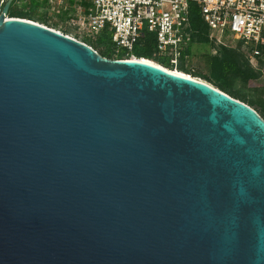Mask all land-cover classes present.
Here are the masks:
<instances>
[{"label": "water", "instance_id": "obj_1", "mask_svg": "<svg viewBox=\"0 0 264 264\" xmlns=\"http://www.w3.org/2000/svg\"><path fill=\"white\" fill-rule=\"evenodd\" d=\"M0 15V264H264V118L197 79Z\"/></svg>", "mask_w": 264, "mask_h": 264}, {"label": "built area", "instance_id": "obj_2", "mask_svg": "<svg viewBox=\"0 0 264 264\" xmlns=\"http://www.w3.org/2000/svg\"><path fill=\"white\" fill-rule=\"evenodd\" d=\"M86 4L80 7L82 31L92 38L111 35L114 52H124L129 59L136 58L135 48L145 35L154 38V59L175 68L193 56L195 45L208 44L214 56L224 48L237 50L254 69L263 55L264 0H86ZM192 4L208 30L207 43L199 42L201 32L192 26Z\"/></svg>", "mask_w": 264, "mask_h": 264}, {"label": "rangeland", "instance_id": "obj_3", "mask_svg": "<svg viewBox=\"0 0 264 264\" xmlns=\"http://www.w3.org/2000/svg\"><path fill=\"white\" fill-rule=\"evenodd\" d=\"M7 1L9 0H0V15L2 14ZM15 2L16 7L20 9H31V21L47 26L49 29L56 30L57 32H61L89 45L99 44V52L111 51V35L103 33L97 38H92L91 36H88L86 32H83L81 26L78 24L79 19L82 16L80 7L81 5H87L86 0H15ZM7 17L11 18L10 15H7ZM226 43L231 45V38H227ZM193 48V56L185 62L186 68L192 69L196 71V73L210 74L207 57L214 56L211 51L212 47L207 44L195 45ZM114 54L115 56L112 60L122 58L121 55ZM239 59L241 62L240 65L243 69L250 68L241 54L239 55ZM262 61H264V53L255 61L256 69L253 68V70L258 74L256 80L245 79L242 77H235L233 79L234 89L241 91L248 97V104L251 101H255L258 95L264 96V62ZM174 70L179 69L174 67ZM191 76L194 77V74ZM209 84L218 88V85L214 80H211ZM253 109L255 111L258 110L259 112L262 110L259 105H254Z\"/></svg>", "mask_w": 264, "mask_h": 264}, {"label": "trees", "instance_id": "obj_4", "mask_svg": "<svg viewBox=\"0 0 264 264\" xmlns=\"http://www.w3.org/2000/svg\"><path fill=\"white\" fill-rule=\"evenodd\" d=\"M15 3H16L15 0H13V3L11 5L8 15H10L11 18L31 21L30 20L31 18L30 10L31 9L30 8L28 10L20 9L16 7ZM191 23L194 29L199 30L201 32V35L199 36V42L203 44L207 43L208 40L206 37V33H208V30L201 20V14L196 4L191 5ZM89 46H91L94 50H96L101 56L108 58V59H114L115 52L112 48V45L110 46V49L113 52H111L110 50L99 52L98 50L99 44L98 45L94 44V45H89ZM154 47H155L154 38L148 37L147 35H145L143 38H141L137 47L135 48L134 55L136 58L140 60H152L156 62L157 64H160L161 66H163L165 69H169L170 71H173L174 65H171L168 61L161 59V58L154 59L153 57ZM260 49L264 53V47H261ZM240 54L241 53H239L237 50L224 48L220 51L218 56L207 57V64H208L209 73H210L208 75L203 74V73H196V71L186 68L184 62H182L177 67V69L189 75L194 74V78L204 79L203 81H207V83H210L211 80H214L218 85V88L215 86L217 89L227 94L231 98L241 101L242 103L250 106L251 108H253L254 105H259V107H261L262 110L261 112H259L258 110L256 111L264 118V96L263 95H258L255 101H251L248 104L247 102L248 97L245 94H243L241 91L239 90L237 91L236 89H234L233 79L235 77L237 78L242 77L245 79L256 80L258 76L256 71L253 70V68L249 65V63L246 60L245 61L247 62L250 68L243 69L241 67L240 65L241 62L239 59ZM119 55L122 56L121 59H129L125 55L124 52H121Z\"/></svg>", "mask_w": 264, "mask_h": 264}, {"label": "bare ground", "instance_id": "obj_5", "mask_svg": "<svg viewBox=\"0 0 264 264\" xmlns=\"http://www.w3.org/2000/svg\"><path fill=\"white\" fill-rule=\"evenodd\" d=\"M7 19H10V18H7ZM28 21V20H27ZM31 22H33V21H31ZM33 23H35V24H38V23H36V22H33ZM38 25H41V24H38ZM41 26H43V27H46V28H48L47 26H44V25H41ZM49 29V28H48ZM53 30V29H52ZM53 31H56V30H53ZM57 32V31H56ZM59 33H61V32H59ZM61 34H63V33H61ZM73 39V38H72ZM143 61H146V62H149V63H152V64H154V65H157V66H160V67H162V68H164L163 66H161L160 64H157L156 62H154V61H152V60H143ZM165 69V68H164ZM169 70V69H168ZM170 71V70H169ZM171 72H174V73H176V74H179V75H181V76H185V77H189V78H193V79H196V78H194L193 76H191V75H189V74H187V73H184V72H182V71H180V70H173V71H171ZM197 80H200V81H203V80H201V79H197ZM205 82V81H204ZM205 83H207V82H205ZM207 84H209V83H207ZM209 85H211V84H209ZM212 86V85H211ZM212 87H214V86H212ZM215 88V87H214ZM217 89V88H216Z\"/></svg>", "mask_w": 264, "mask_h": 264}]
</instances>
